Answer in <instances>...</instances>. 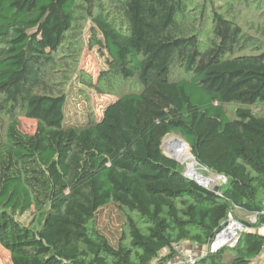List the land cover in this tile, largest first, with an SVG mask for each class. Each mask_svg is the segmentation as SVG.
Listing matches in <instances>:
<instances>
[{"label": "trees", "instance_id": "16d2710c", "mask_svg": "<svg viewBox=\"0 0 264 264\" xmlns=\"http://www.w3.org/2000/svg\"><path fill=\"white\" fill-rule=\"evenodd\" d=\"M110 1L122 24L99 0H0V245L12 264H167L188 244L206 249L192 264H252L264 252L259 231L211 246L229 214L257 215L256 224L241 219L253 229L263 218L262 42L208 13V0L198 16L195 0ZM207 15L212 37L203 40ZM79 20L93 22L107 64L90 86L117 94L85 120L49 86ZM35 98L64 99L63 114L30 132L20 117ZM171 134L226 179L217 190L163 153ZM109 208L125 215L122 232L98 227ZM32 210L36 225L26 227L20 217Z\"/></svg>", "mask_w": 264, "mask_h": 264}, {"label": "rangeland", "instance_id": "374dc122", "mask_svg": "<svg viewBox=\"0 0 264 264\" xmlns=\"http://www.w3.org/2000/svg\"><path fill=\"white\" fill-rule=\"evenodd\" d=\"M99 1L106 6L110 16L115 19L118 24H122V12L119 11L116 4L110 0ZM200 1L201 0H195L190 5V10L195 16H198ZM207 7L208 13L210 12L209 7H212L213 11L221 13L241 26L246 33L256 37L262 42V47L264 48V0H208ZM206 17L203 24V35H206V37H203V40L212 37L213 30L210 15ZM92 28L93 22L91 20H79L76 22L67 42L61 47L60 54L57 57V70L51 74V79L49 80L51 90L60 92V94L63 95L65 94L66 98L70 99L69 104L71 107L70 105L68 106L67 112L70 113V111L73 110L78 114V117L83 120L88 116L101 117L106 105L117 98V94L115 93L106 92L102 94L97 91L94 86H90L96 85L101 71L107 69L106 59L103 53L97 46L94 47ZM174 76L179 79L185 78L184 74L177 70H175ZM85 83H87V85H85ZM63 100L62 98L55 100L47 98L33 99L30 103L29 113L24 117H20L21 127L26 131L34 132L37 122L40 119L45 121H58L62 118L63 114ZM238 107L239 104H232L228 106L227 110L234 116ZM254 110L259 111L261 107L256 106ZM70 115H72V113H70ZM176 139L186 142L178 134L168 135L164 139L162 145L165 155L172 157L173 153L170 149L173 148L174 151L179 149L178 146H174L172 143ZM185 151L187 153V149ZM179 164L182 166L183 173H187L188 164L186 162ZM198 168V173L203 177L212 179L220 177L204 171L203 168ZM223 182L225 181H223L222 178L219 180L217 179V181L208 186V188L214 189ZM236 214L246 222H250L251 220L250 216L243 212H236ZM100 217V226H98L100 228L108 225V229L117 233L122 232L125 228L126 217L124 214H120V211L115 208L107 209ZM36 218V212L32 210L20 217V222L26 227H35ZM185 251L186 253L190 252L186 247ZM183 259L184 256L180 254L179 257L174 259V262L178 261L179 264H184ZM171 262H173V260L167 264H172ZM0 264H12L10 253L1 245Z\"/></svg>", "mask_w": 264, "mask_h": 264}, {"label": "built area", "instance_id": "2783aa9c", "mask_svg": "<svg viewBox=\"0 0 264 264\" xmlns=\"http://www.w3.org/2000/svg\"><path fill=\"white\" fill-rule=\"evenodd\" d=\"M259 218L257 215L253 216L250 220L251 224H256L258 222ZM259 231L264 235V213L263 218L261 222L259 223V227L257 229L250 228L244 221L241 219L236 218L233 214H229L228 220L223 227V229L219 232V234L216 236L213 244L212 249H217L218 246L223 244H230V245H236L239 236L241 233L245 231ZM175 249L179 251L181 255L184 256L183 263H195L198 256H196L193 252H187L185 251L184 245H177L175 246Z\"/></svg>", "mask_w": 264, "mask_h": 264}, {"label": "water", "instance_id": "95a60500", "mask_svg": "<svg viewBox=\"0 0 264 264\" xmlns=\"http://www.w3.org/2000/svg\"><path fill=\"white\" fill-rule=\"evenodd\" d=\"M162 149H163V146H162ZM170 150L173 153V156L172 157H169V156L166 155L169 159H171V160H173V161H175L177 163H181V164L184 163V161L182 160V158L179 156V152H178L179 150L178 149L174 151V149L171 148ZM191 150H192V148H191ZM193 159L195 160L196 164L199 165V163L197 162V160H196V158L194 156H193ZM206 171H208V170L206 169ZM184 175H185V177H187V178H189L191 180L196 181L198 184H200L201 186H203L205 188H208V186H210L211 184L215 183L217 181V179L219 180V179L222 178L223 181H226V179L223 176H220L217 179H212V178H208V177H201L202 179L199 180L198 177H196V178L194 177V174L191 173V171L189 170V168H187V173H185ZM214 189L217 190V187H215Z\"/></svg>", "mask_w": 264, "mask_h": 264}, {"label": "bare ground", "instance_id": "6f19581e", "mask_svg": "<svg viewBox=\"0 0 264 264\" xmlns=\"http://www.w3.org/2000/svg\"><path fill=\"white\" fill-rule=\"evenodd\" d=\"M175 146H178V152H179V156L182 158V160L184 162H186L188 164V168L191 171V173L194 174V177H198L199 180H201L203 177L201 174L198 173L199 170V165L196 164L195 160L193 159V155L190 156L188 153H186V149L188 148L189 145H187L186 142L181 141L180 139H176L174 140V142H172ZM170 144V143H169ZM177 144V145H176ZM190 147V146H189ZM191 149V148H190Z\"/></svg>", "mask_w": 264, "mask_h": 264}, {"label": "crops", "instance_id": "0c3cea01", "mask_svg": "<svg viewBox=\"0 0 264 264\" xmlns=\"http://www.w3.org/2000/svg\"><path fill=\"white\" fill-rule=\"evenodd\" d=\"M253 216H250V218H252ZM187 248V250H190V252H193L195 255L200 254V255H203L206 253V249L205 248H201V247H198V246H193V245H186L185 246ZM172 264H179L178 261L174 262H171ZM252 264H264V252L258 257L256 258Z\"/></svg>", "mask_w": 264, "mask_h": 264}]
</instances>
